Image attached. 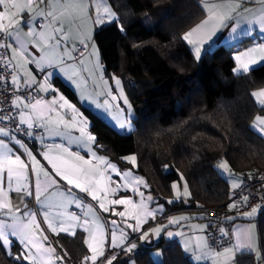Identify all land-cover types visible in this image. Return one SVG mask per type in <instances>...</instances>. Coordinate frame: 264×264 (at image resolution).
Instances as JSON below:
<instances>
[{
    "label": "trees",
    "instance_id": "trees-1",
    "mask_svg": "<svg viewBox=\"0 0 264 264\" xmlns=\"http://www.w3.org/2000/svg\"><path fill=\"white\" fill-rule=\"evenodd\" d=\"M108 3L109 13L114 15L103 24L102 30L100 25L96 27L94 43L99 47L105 76L123 80L136 118L135 130L123 134L101 115L81 105L96 137L97 149L121 168L131 167L125 157L136 154L137 172L147 183L145 190L165 206L166 215L200 206L204 213L207 208L228 209L238 188L233 189L217 164L226 159L242 182L244 175L264 169V136L254 128L256 118L264 114V105L253 95L264 87V64L242 74L234 71V52L248 46L251 38L238 45L205 49L197 60L183 36L206 17L200 0H108ZM120 28L126 30L122 32ZM6 41L5 34L3 42ZM81 47L84 45L78 46V58ZM6 51L11 58L9 50ZM54 83L79 104L72 87L60 78ZM12 90L15 116L0 111V117L19 121L16 112L22 110L13 102L21 92L14 84ZM24 96L28 98L25 93ZM182 178L190 189L189 204L182 198H173L172 184ZM171 199L174 203H168ZM205 217L209 220L206 214ZM259 220L264 243V212ZM130 238L136 240L137 248L131 253H118L114 264H128L132 258L137 264H195L177 241L165 243L162 239L159 246L163 260L159 263L152 255L153 248L145 246L139 234L133 232ZM79 241L81 237L72 241L66 236H52L60 255L73 264L83 259L81 254L88 255L84 247L83 251L77 249L82 246ZM70 242L77 247L76 259L70 258L65 249ZM12 259L0 252V264H12ZM236 264L260 262L254 253L244 252L238 254Z\"/></svg>",
    "mask_w": 264,
    "mask_h": 264
},
{
    "label": "snow or ice",
    "instance_id": "snow-or-ice-1",
    "mask_svg": "<svg viewBox=\"0 0 264 264\" xmlns=\"http://www.w3.org/2000/svg\"><path fill=\"white\" fill-rule=\"evenodd\" d=\"M35 2L36 0H0V6L3 7V10L0 11V33L6 34L20 45V51L17 52L12 44L2 42L4 38L0 36V49L13 48L14 54L9 58L6 52L0 53V67L13 69L11 83L17 86L18 91L24 92L29 100L35 101L31 104V113L19 112L20 119L18 124L13 119L10 129L7 126L0 127V184L5 185L8 189V191H5L4 187H0V252H3L5 256H12V264H17V262L24 264L25 261L27 264H55V261H63L64 256L57 255V249L52 247L51 244L46 246L45 242L49 240V237L45 235V231L50 230L52 233L65 232L75 235L76 229L81 228L83 232L88 233V237L84 239L83 243L86 245L87 251L91 252L90 256H84V262L90 261L91 264H97V258L101 257L99 264H114L118 254H105V226L99 222V218H94L95 229H92L88 219L89 213L92 212V206L85 204L86 198L91 197L92 200H98L99 208L104 212H108L109 208L106 206L105 198L115 196L121 190V187L127 190L131 186V190L141 197L139 204L134 203L131 198L123 196L110 200L112 205H123L124 210H112V214L120 217L121 222L116 219L111 220L112 231L108 247L112 249L120 248L122 252L126 251L128 253L136 249L137 244L133 242L125 228L130 229L132 232H138L141 239L146 240L150 232L159 237L162 228L167 226L162 225L148 229H144L142 226L149 217L154 218L157 212H163L164 206L158 205L150 210L148 202H153V197L151 195L144 197V193L139 192V185L144 184V180L138 177H131L130 172H120L115 164L109 163L103 156H97L92 147L96 142V137L89 132L88 120L64 95L61 94L58 97V100L62 102L59 107L70 111L71 121L58 113L59 119L53 122L48 119L43 111L37 112L38 107L46 108L49 113L56 111L54 105L57 104V99L54 98L48 101L42 97L37 98L33 93L37 91L44 93L57 91L52 87L51 80L55 75L58 61L49 60L46 55L37 58L19 41L17 33L23 20L20 14L26 10L32 11ZM65 7L76 9L79 14L83 15H87L89 11L87 0H69ZM208 10L209 12L213 11L211 7ZM104 11L106 13L109 12L107 7H105ZM40 14L44 15L43 12ZM46 15L52 16L53 13L48 12ZM112 15L114 14L109 13L106 17L98 14L93 23L99 24L102 30L104 20L110 19ZM230 19L232 17L220 15L219 13L209 15L208 19H205L200 25L183 36V40L193 47L195 59H201V45L206 41H213V37L217 36L218 32H221L225 39L228 38L229 34L237 32L240 26L239 23L236 26H232V24L226 22ZM29 23V21H24L25 26H28ZM261 23L264 24V21H261ZM113 25H115V21H113ZM125 30L120 28L122 32ZM54 31L59 33L61 29L55 28ZM28 34L32 35L33 32L29 31ZM56 43L57 46L60 45L59 40ZM80 43L84 45L83 49L80 50V57H83L89 48V44L86 40H81ZM92 49L93 51L90 55L97 57V66H99V56L95 50V44H92ZM74 51V48L71 51L66 50L65 54L68 59H72ZM254 53H259V59L264 61V43L237 55L235 57L237 66L234 71L238 74L241 71L248 72L250 70L249 64L256 63L257 57L253 55ZM17 55L24 56V62L19 65L26 74V78L23 79V85L20 83V75L15 71L17 65L11 62ZM6 60L8 63H4ZM81 63H83V60H81ZM28 64H34L43 73L40 78L41 82H38L37 76L33 74L32 70L27 68ZM48 69L52 70L49 71ZM3 79V72H0V80ZM68 79L73 80L74 78L69 75ZM101 79H103V75H101ZM113 79L119 89L121 80L114 77ZM104 83L107 85L108 82L105 80ZM27 89L32 91H26ZM107 95L111 97L112 101L117 100V96L113 95L111 90L108 91ZM120 95L123 103L128 108H131L122 90ZM253 95L264 97V92L253 93ZM81 99L84 102H89L91 98L82 95ZM16 101H19V103H16ZM16 101L13 103L17 108H19L20 104H23L26 109L29 107V104L24 103L20 96H17ZM92 103H95L97 108L103 107L105 111L110 107L107 99L104 100L103 105L96 101H92ZM261 103L264 104V99L261 100ZM122 111L126 112L127 109H122ZM32 113L36 114L33 115ZM256 119L259 125L264 126V119L260 117ZM2 123L3 118L0 117V124ZM50 125H54V127H50ZM60 125L76 128L80 133L79 137L69 138L68 146L48 144L34 154V148H30L26 141L35 145L36 140L39 139L40 144L44 145L43 134L37 132L36 129H44L60 136L62 135L59 131ZM121 127L123 128L124 124H121ZM260 130L264 132V127H261ZM72 143L77 145L78 150H70ZM53 150H56L59 154L53 155ZM82 151L85 155L91 156L96 163L94 164L92 159H86L85 155H81ZM38 156L47 161V164H43L38 159ZM126 159L135 165V156H130ZM101 164L105 166L103 169L99 167ZM217 167L225 171L229 170L227 161H222ZM109 170L121 180L126 181V183L121 185L116 180H113L112 175L108 174ZM13 183L15 187H13ZM240 184L241 181L233 178V188H239ZM111 185H116V187H111ZM172 188L177 190V200L180 199L181 195H190L186 184L184 185L183 193H180L176 183L172 184ZM9 191L23 192L25 197L32 196L39 204V207L35 211L28 209L27 203L22 200L21 203H23L26 210L21 212L20 207L15 206L16 213H19V215L13 214L14 206L11 205L8 199ZM98 192L104 193V196H98ZM44 193H49L50 196H57L59 199L55 203L51 202L47 197L41 199ZM81 193L85 195H80ZM239 199L237 197V200ZM242 199L247 204L249 196L243 195ZM168 203H174V201H168ZM71 205H74V209L69 211ZM227 207L229 210L237 207V201L234 200ZM76 209L81 210L80 214L77 213ZM258 209L264 212V208L257 204L251 207L250 211L239 213V216L245 218L254 217ZM38 215L43 217L40 222H38ZM185 219L187 218L173 217L169 219L168 224H179L181 220ZM234 219L235 217H228L229 221ZM129 221H134V223ZM41 224H46L47 229L42 228ZM122 224L123 226H121ZM254 230V224L234 226L231 236L234 238L235 243L231 244L230 247L224 246L223 251L213 252L212 255L216 259L223 258V264H230L234 252L250 250L256 253V258L260 264H264V255H261V252H264V243L258 240ZM218 231L222 238L229 237V231L225 228L221 227ZM168 235L172 236L173 233L168 232ZM204 247L208 248L206 242ZM14 249L15 251H13ZM196 259L199 261L201 256L197 255Z\"/></svg>",
    "mask_w": 264,
    "mask_h": 264
},
{
    "label": "crops",
    "instance_id": "crops-1",
    "mask_svg": "<svg viewBox=\"0 0 264 264\" xmlns=\"http://www.w3.org/2000/svg\"><path fill=\"white\" fill-rule=\"evenodd\" d=\"M202 3V6L206 12L205 19H208L209 15H215L219 13L220 15H226L228 17H232V19L226 21L232 26H236L237 23H239V28L237 29V32L235 34H229L228 38H223V34L221 32L217 33V36L213 37V41H206L203 45H201V56L205 53V49H210L211 51L214 50L217 47L221 46H232V45H238L241 43L245 38L249 37L251 38L252 42L248 46H244L242 49H238L234 52V58L239 55L243 51H247L249 48L256 47L258 44L264 43V24L261 23V21H264V0H200ZM69 3V0H36L33 10L32 11H24L20 15L23 17V20L21 21L19 25V32L17 33L19 37V41L24 44V46L28 49L29 52L33 53L37 56V58L41 56H47L49 60H55L58 61L55 75L51 80V85L54 87L57 91L52 92L49 91L47 93L44 92H34L33 95L37 98H43L45 100H52L57 99V104L54 105L56 108V111L54 112H47L46 108L38 107L37 112L43 111L48 119L50 121H56L59 119V115H64V118L71 121V114L70 111L66 108H60L59 105L62 103L58 100L59 95H64L66 99L72 104H74L83 114L84 118L88 120L89 123V132L94 135L90 129V121L86 114L84 113V110L82 106L88 107L104 117V111L105 109L103 107L97 108L95 103H92V101H96L99 104L103 105V102L105 99L109 101L110 107L108 108L107 113H111L109 118L107 119L113 126H116V123L118 122H124L125 120H128L126 118L125 111H122L124 109V103L123 99L121 98L120 92L124 90L123 85H120L119 89L115 85V80L112 78H108L105 76V70L104 65L102 63L101 57H100V51L96 44L94 43V33L96 30V27L99 24H94L93 20L96 18V16L102 15V16H108L109 12L106 13L104 11L105 7L109 8L108 0H87V6H88V14L83 15L79 14L76 9L65 7L66 4ZM209 7L213 9L212 12H209ZM3 10V7L0 6V11ZM43 12L44 15H41L40 13ZM48 12H52V16H47L46 14ZM113 16V15H112ZM203 20V21H204ZM24 21H29V25L25 26ZM109 19H105L103 24L105 22H108ZM202 21V22H203ZM44 23V25H41V23ZM202 22H200L198 25H200ZM6 23V21H5ZM198 25H196L194 28H196ZM55 28H60L61 31L57 33L54 31ZM192 30V29H191ZM190 30V31H191ZM29 31H32L33 34L29 35ZM226 31V30H225ZM63 37V39H61ZM60 41V45L57 46V41ZM86 40V42L89 44V51L86 53L83 57H77L78 52V46L81 45L80 41ZM6 43L12 44L13 48L17 50V52L20 51V45L16 42V40L10 38L7 36ZM92 44H95L96 46V52L99 56V66H97V57L95 55H90V53L93 51ZM192 51L194 52L193 47L190 45ZM13 48H7L10 52L11 57L13 54ZM75 49V51L72 53V59H68L66 56V50L71 51L72 49ZM254 56L257 57L255 64H249V69H253L255 67H258L262 64H264V61H261L259 59V53H254ZM81 60H83V63H81ZM236 61V60H235ZM14 64L17 65L16 73L20 75V83L23 85V79L26 78V74L24 73V69L22 67H19L20 64L24 62V56L23 55H17L16 58L13 60ZM237 66V64H236ZM27 68L29 70H32L33 74L37 76L38 82H41V76L43 73L39 71V69L36 68L34 64H28ZM63 68V70H61ZM51 71L52 69H48ZM237 73V72H236ZM245 72L239 73L242 74ZM238 74V73H237ZM73 76V80H69L68 76ZM101 75H103V79H101ZM56 78H60L63 82L68 84L70 87L74 89L76 92L78 98H79V104L77 102H74L70 100L65 94H63L59 88L54 83V80ZM107 81V85H105L104 81ZM16 89L17 86L15 85ZM32 91L31 89H27L26 91ZM111 90L113 95L117 96L116 101H112L111 97L107 95L108 91ZM264 92V87L256 91L255 93ZM88 96L91 99L89 102H84L81 99V96ZM123 95L126 97V93H123ZM23 100L24 103L29 104V107L26 109L24 108L23 104H20L19 108L22 111L25 112H32L31 104L34 103V100H29L28 98L24 96V92H21L19 94ZM256 97L257 102L260 105H264L261 103V100L264 99V97ZM17 98V97H16ZM15 98V101H16ZM16 103H19V101H16ZM82 105V106H81ZM122 106L124 108H122ZM35 115L36 113H32ZM128 115V114H127ZM50 127H54V125H50ZM129 127V126H128ZM59 131L62 133V135L58 136L51 132L45 131V134L43 136L44 138V145L40 144V141L38 145L32 146L30 148H34V154L36 152H39L41 148H44L48 144H63L65 146L69 145V138H76L79 137L80 133L79 131L74 127H66L64 125L59 126ZM93 150L97 153V156H103L105 160H107L109 163L112 162L108 156L100 152L96 147V142L92 145ZM71 151H76L77 145L75 143L71 144ZM53 155L59 154L56 150H53ZM81 155H85V153L82 151ZM24 158V157H22ZM86 159H92L93 163L95 164L96 161L91 157L85 155ZM38 159L41 160L43 164H47V161H44L42 157L38 156ZM118 168L117 170H121L122 172H127V169L129 168H121L119 165H116ZM101 169H103L105 166L103 164L99 165ZM137 168V165H132L131 168ZM135 170V169H134ZM136 172V171H135ZM229 173L232 176V179L235 178L242 183V178L238 177L231 169L229 170ZM112 175L113 180H116L119 184L123 185L126 183V181L121 180L119 177L115 175V173H111L109 170V173ZM6 175V173H5ZM230 181V180H229ZM231 184L233 182H230ZM241 185V184H240ZM0 187H4L5 191H8L7 187L3 184H0ZM13 187H15V184L13 183ZM111 187H116V185H111ZM130 187V186H129ZM236 190L237 188H233ZM130 190V188L127 189V191ZM125 189L121 187V190L117 192L115 196H109L105 198L106 206L109 208L108 212H104L99 208V201L98 200H92L91 197H87L85 200L86 205L92 206V212L89 213L88 219L90 221L91 227L94 230L95 229V223L94 218H99V222L105 226V254L108 255L109 253H115L118 254L121 252L120 248H109L108 242L111 238V220L116 219L118 222H121V218L114 216L112 214V210L115 209V211H123L124 206L123 205H112L110 203L111 199H115L118 196H123L125 193ZM98 196H104V193L98 192ZM153 197V202H148L149 209H153L157 207L158 205H162L157 203L158 199L151 193H148ZM80 195H85L81 193ZM176 200V194H174ZM149 196V195H147ZM48 198L51 202L55 203L59 197L57 196H50L49 193H44L41 197V199ZM131 198L134 203L138 204V201L140 202L141 197L138 196L137 193L130 194L128 196ZM8 199L13 205V214L19 215V213H16L15 206H19L21 212L25 211L26 209L23 206V203L21 201L23 200L25 203H27L28 209H32L35 211L39 204L36 202V200L32 196H24L23 192H15V191H9L8 192ZM183 200H186L187 198L182 197ZM181 200V198L179 199ZM147 202V201H146ZM164 206V205H163ZM74 209V205H71L69 207V211ZM77 213L80 214L79 209H76ZM229 215L227 216V221L232 225V229L234 226H243L248 224H254L255 225V234L258 240L261 242V236H260V216L261 211L258 209L257 214L254 217L245 218L239 216L238 212H235L233 208L229 210ZM250 211V210H247ZM245 212V211H244ZM165 213V206L163 212H157L154 218L151 217L150 221L146 222L144 227L149 226L151 222V227L156 226H167L162 228L161 233L159 237H157L153 233H149L148 238L141 239L143 244L147 247L153 248L152 249V255L155 258L156 261L159 263L163 260V251L162 248L159 246L162 239L165 240V243L168 242H174L177 241L181 244L183 250L186 252V254L190 255L192 260L195 262H198L199 264H223V258L216 259L212 255L213 252H219L223 251V248L219 250H212L210 246V241L208 238L207 231L210 227V221L206 219L205 213L200 206L197 209H183L180 211H176L170 214H164ZM176 217H186L187 219L181 220L179 224H173L169 225L168 221L169 219ZM228 217H235L234 220L229 221ZM43 217L42 215H38V222L42 221ZM10 222V221H8ZM134 223V221H129ZM123 226V224L121 225ZM41 227L44 229H47L46 224H41ZM186 227H189V230H185ZM145 228V229H148ZM125 231L129 233V236L133 233L130 229L125 228ZM168 232H172L173 235L169 236ZM139 234L138 232H134ZM45 235L49 237V240L45 242L46 246L48 244H51L52 247H57L52 243V236L53 235H62L66 236L68 238H71L73 240H77L79 237L82 238V241H79L78 243L81 244L79 248L75 246V244H72L71 242L69 245L66 244L65 249L67 250L69 257L76 259L78 257V251L77 249H80L84 247L86 250V245L83 243L84 239L88 237V233L83 232L81 228L76 229V234L71 235L69 233L65 232H59L52 233L50 230L45 231ZM140 236V234H139ZM234 239V238H233ZM133 242H136L135 239H132ZM205 242L208 245V248L204 247ZM235 243V240L233 241ZM232 243V244H233ZM230 247L231 245H226ZM77 248V249H76ZM211 249V251H209ZM15 250V249H14ZM13 250V251H14ZM244 252H255L250 250H244L242 252H234L233 259L230 262V264H236V258L239 253ZM263 254V252H261ZM57 255H60L59 250L57 249ZM62 255V254H61ZM88 255H91V252L88 251ZM200 255L201 259L198 261L196 259V256ZM63 256V255H62ZM84 254L80 255V258H84ZM68 257V256H67ZM101 257L97 258V264H99ZM26 262V261H25ZM27 263V262H26ZM55 264H73L71 261L67 260V258L64 257L63 261H55ZM77 264H91V262H84L82 259ZM128 264H137L135 258H132L129 260Z\"/></svg>",
    "mask_w": 264,
    "mask_h": 264
},
{
    "label": "built area",
    "instance_id": "built-area-1",
    "mask_svg": "<svg viewBox=\"0 0 264 264\" xmlns=\"http://www.w3.org/2000/svg\"><path fill=\"white\" fill-rule=\"evenodd\" d=\"M42 25H44L43 22ZM0 36L5 38L4 33H0ZM81 49H83V47H81ZM5 52L7 53L6 49H0V53ZM4 63H8L7 60L4 61ZM0 72H3L4 75V79L0 80V111L3 114L7 113L9 115H14L15 107L12 105V99L14 97V91L12 90L13 84L11 83L12 71L11 68L0 67ZM18 113L19 112L17 111L16 115H18ZM14 120L18 124V119ZM0 125L1 127H11L12 121L3 119V123ZM36 131L42 134L44 133L43 129L38 128ZM26 142L28 143V146L32 144L31 142ZM243 195L249 196L247 204H245L242 199ZM237 197L240 199L237 200ZM234 200L237 201V207L233 208V210L238 213L250 210L251 207L256 206L257 204H259L261 208H264V169H257L251 174L243 176L242 185L235 191ZM205 214L210 220V227L207 234L212 250H219L226 245H231L234 239L231 236L232 225L227 221V216L229 215L228 209L217 210L207 208ZM221 227L229 231V237H221V234L218 231ZM185 230L188 231L189 227H186Z\"/></svg>",
    "mask_w": 264,
    "mask_h": 264
},
{
    "label": "rangeland",
    "instance_id": "rangeland-1",
    "mask_svg": "<svg viewBox=\"0 0 264 264\" xmlns=\"http://www.w3.org/2000/svg\"><path fill=\"white\" fill-rule=\"evenodd\" d=\"M97 45V44H96ZM97 47H98V45H97ZM190 47V46H189ZM99 48V47H98ZM191 48V47H190ZM192 50V49H191ZM114 78H116V79H120L121 80V85H123V88H124V90H123V93H125V87H124V82H123V80L120 78V77H114ZM29 91V90H28ZM127 97V96H126ZM127 99H128V97H127ZM128 101H129V99H128ZM129 104L131 105V108H128V106L127 105H125V108L124 109H127V111L125 112L126 113V118H128V120H125L124 122H118V123H116V126H114L116 129H118L121 133H123V134H130V133H132L134 130H135V124H134V120H135V118H136V113H135V110L133 109V107H132V104H131V102L129 101ZM110 114L111 113H107V112H105L104 111V117L103 118H105V120L107 121V122H109L107 119L109 118V116H110ZM128 114V115H127ZM130 114V115H129ZM108 117V118H107ZM258 117H260L261 119H264V114L263 115H259ZM110 124H111V122H109ZM121 124H124V127L122 128L121 127ZM129 126V127H128ZM261 127H264V126H262V125H259L258 124V121L256 120L255 121V123H254V128H255V130H257L259 133H261L263 136H264V132H261ZM130 156H135L136 157V161H135V165H137L138 164V159H137V156H136V154H131V155H128V156H126L125 157V159L127 158V157H130ZM126 161L127 162H129L127 159H126ZM222 161H227L226 159H223V160H221L218 164H217V166L222 162ZM228 162V161H227ZM130 163V162H129ZM113 164H115V165H118L117 163H113ZM130 164H132V163H130ZM133 165V164H132ZM228 165H229V170L231 169V167H230V164H229V162H228ZM118 168V167H117ZM136 170V172H135V170ZM219 169V171L224 175V176H226L229 180H230V182H233V179H232V176H231V174L229 173V170L228 171H225V170H223V169H220V168H218ZM120 172H122L121 170H119ZM127 172H130L131 173V177H138V178H142L143 180H144V184H142V185H139V192H143L144 193V197H147V195H150V194H147V192H146V190H145V188H146V186H147V183H146V180L137 172V168L135 167V168H129V169H127ZM176 184H177V188H178V190L180 191V193H183V191H184V185L186 184L187 185V187H188V192L190 193V189H189V186H188V183H187V181H186V179L185 178H182L180 181H178V182H176ZM130 188V190H125L126 192L123 194V197H128L130 194H133L134 192L131 190V186L129 187ZM176 189H174V193L176 194ZM139 196V195H138ZM184 195H181V197L180 198H182ZM140 197V196H139ZM187 199V202H188V204L190 203V195L189 196H185ZM171 201H172V199H171ZM138 204H139V201H138ZM150 219H151V217H149L148 218V220H147V222L148 221H150ZM145 224L146 223H144L143 224V228L145 229V228H148V226L147 227H144L145 226ZM261 255H263L262 253H261ZM196 264H199L198 262H196Z\"/></svg>",
    "mask_w": 264,
    "mask_h": 264
}]
</instances>
